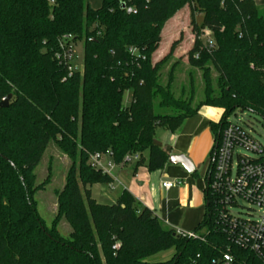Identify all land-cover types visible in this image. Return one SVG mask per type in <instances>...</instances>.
I'll return each mask as SVG.
<instances>
[{"label": "trees", "instance_id": "16d2710c", "mask_svg": "<svg viewBox=\"0 0 264 264\" xmlns=\"http://www.w3.org/2000/svg\"><path fill=\"white\" fill-rule=\"evenodd\" d=\"M186 5L194 36L187 62L203 72V102L195 108L192 81L185 100L172 93L173 67L165 86L159 79L179 41L151 62L164 24ZM204 31L210 50L200 38ZM77 41L82 72L69 76L60 45ZM9 95L0 109V264H222L226 254L231 264H264L219 230L208 188L226 118L247 111L264 127V10L254 0H103L96 10L88 0H0V101ZM201 107L220 109L222 118L208 122L214 145L196 239L177 238L127 191L111 205L91 198L88 187L112 181L90 166L92 155L120 165L138 154L135 168L161 171L169 157L154 142L156 130L176 132ZM50 144L71 166L57 196L58 215L46 228L33 199V171ZM59 218L71 229L68 237L57 231ZM169 250V260L147 261Z\"/></svg>", "mask_w": 264, "mask_h": 264}, {"label": "rangeland", "instance_id": "374dc122", "mask_svg": "<svg viewBox=\"0 0 264 264\" xmlns=\"http://www.w3.org/2000/svg\"><path fill=\"white\" fill-rule=\"evenodd\" d=\"M103 0H88V5L91 9L96 10L101 7ZM255 4L259 9L264 10V0H255ZM190 14L191 10L189 6L181 9L172 19L166 22L161 31V41L156 52L151 56L152 64L163 59L170 50L171 45L179 41L178 46L173 51L170 59L163 65L160 70V83L165 86L168 82V75L172 67V93L175 98L188 99L189 93L191 91V81L192 89L194 92L192 108H195L199 103L203 102V92L204 84L202 75L203 72L200 70L192 69L187 62V53L191 49L194 36L192 34V27L190 24ZM195 21L197 24L201 22V16L199 14L195 15ZM209 33L204 31L201 35V41L205 42L206 39H210ZM71 68L73 71L81 73L82 72V60H83V42L77 41L71 46ZM216 78L215 72L211 71V80L214 81ZM213 83V82H212ZM130 103V92H125L123 96V105L128 106ZM205 113H207V118H216L219 121L222 118V111L217 108H205ZM216 121V123H217ZM227 123L232 125H238L243 127L251 137L256 140L264 149V127L262 121L256 115L247 112L235 110L226 118ZM181 129L178 131L180 132ZM171 133L168 131L158 128L155 132L154 142L159 146H164L170 151L172 147L170 144ZM214 144L212 143V146ZM211 152V151H210ZM146 159V155H144ZM190 160V159H189ZM210 164V156L206 157L205 161L196 169L198 179H203L206 171L208 170ZM71 166V161L66 156H64L60 151L53 145L50 144L41 161L34 169L33 174L35 177L34 187L38 188L34 193L33 199L36 204V210L41 218L43 225L46 228H50L52 222L58 215L57 211V196L59 192L64 187L66 174ZM174 168L176 166H170ZM93 186L92 193L97 198L99 202H104V204H113L112 199L109 201L101 199L102 197H97L99 189L108 190L107 185ZM81 188V186H80ZM82 190V188H81ZM83 192V190H82ZM109 192V191H108ZM110 193V192H109ZM115 198V197H114ZM115 200V199H114ZM239 206L242 208L233 209L232 212L235 215L246 214V209L249 206L245 202H240ZM255 212H252L253 219L258 220V209L253 208ZM204 210H201V215L203 216ZM58 233L62 237H68L71 229L67 222L63 218H59L56 225ZM206 229H202L198 234H204ZM173 255V251L169 250L166 252L159 253L150 257L147 261L149 263H159L169 260Z\"/></svg>", "mask_w": 264, "mask_h": 264}, {"label": "built area", "instance_id": "2783aa9c", "mask_svg": "<svg viewBox=\"0 0 264 264\" xmlns=\"http://www.w3.org/2000/svg\"><path fill=\"white\" fill-rule=\"evenodd\" d=\"M131 12L134 13L127 9V13ZM205 44L209 50L213 48L210 39H206ZM60 48L70 76L75 72L70 64L71 46L60 45ZM103 157L99 154L92 155L89 159L90 166L109 175L114 164H104ZM138 159L139 155L133 154L126 156L123 161L127 164ZM211 161L208 188L213 197L219 230L230 237L232 244L247 249L264 260V149L243 127L226 121L225 127L219 132ZM181 184V181L176 180L164 182L161 187L169 190ZM240 202H245L249 208L246 209V214L235 215L232 210L241 208ZM253 208L260 211L257 221L253 219ZM176 235L192 239L198 237L180 232ZM222 260V264L232 263L228 254Z\"/></svg>", "mask_w": 264, "mask_h": 264}, {"label": "crops", "instance_id": "0c3cea01", "mask_svg": "<svg viewBox=\"0 0 264 264\" xmlns=\"http://www.w3.org/2000/svg\"><path fill=\"white\" fill-rule=\"evenodd\" d=\"M205 108L201 107L195 116L185 121L176 132L171 133L170 151L160 146L168 157L184 155L190 159L195 168L192 174H188L179 165L171 168L172 165L168 163L161 171L153 173H149L144 166L135 168L136 161L113 165L109 170L112 181L106 184L108 190L102 189L104 184L92 185L88 187L91 198L99 204L108 205L95 198L92 193L93 186L102 187L98 190L97 197L107 201L109 199L116 201L122 191H127L140 207L151 210L163 225L172 229L175 234L177 232L193 234L203 219L204 214L201 215V210L205 212L203 192L206 185L205 175L202 180L196 178V169L202 165L213 148L214 137L208 122L217 121L216 118L206 120ZM180 129L181 131L178 132ZM108 162H111V159L104 156L103 163ZM176 180L181 181L182 184L169 190L161 187L164 182Z\"/></svg>", "mask_w": 264, "mask_h": 264}, {"label": "water", "instance_id": "95a60500", "mask_svg": "<svg viewBox=\"0 0 264 264\" xmlns=\"http://www.w3.org/2000/svg\"><path fill=\"white\" fill-rule=\"evenodd\" d=\"M11 99V96H7L4 99L0 101V109H6L9 105V101ZM168 164L172 166H181L188 174H192L195 171V168L192 164V162L184 155H174L170 156L168 159ZM177 238H179L178 235H176Z\"/></svg>", "mask_w": 264, "mask_h": 264}]
</instances>
